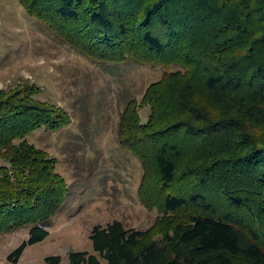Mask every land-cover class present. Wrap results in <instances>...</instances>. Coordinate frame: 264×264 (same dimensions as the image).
Listing matches in <instances>:
<instances>
[{
    "label": "trees",
    "instance_id": "trees-1",
    "mask_svg": "<svg viewBox=\"0 0 264 264\" xmlns=\"http://www.w3.org/2000/svg\"><path fill=\"white\" fill-rule=\"evenodd\" d=\"M18 1L84 54L87 46L100 61L170 58L167 64L180 65L189 77L169 93L149 87L148 125L130 116V104L118 138L147 173L150 166L156 172L165 214L196 211L144 243L148 230L126 229L117 220L96 225L92 253L71 251L68 264H264V0ZM80 19L90 21L87 38L95 42L86 44ZM112 38L123 49L115 50ZM136 43L141 58L125 49ZM22 88L0 91V235L30 225L9 264L48 237L44 225L68 194L55 159L26 137L39 128L61 130L70 117L33 99L36 88ZM163 112L171 117L159 122Z\"/></svg>",
    "mask_w": 264,
    "mask_h": 264
},
{
    "label": "rangeland",
    "instance_id": "rangeland-1",
    "mask_svg": "<svg viewBox=\"0 0 264 264\" xmlns=\"http://www.w3.org/2000/svg\"><path fill=\"white\" fill-rule=\"evenodd\" d=\"M79 22L86 44L95 42L87 38L90 21ZM54 31L58 29L29 15L18 0H0V91L12 94L21 87L36 88L33 99L59 106L70 117L69 125L61 130L39 128L26 137L29 144L55 159L56 172L64 178L68 194L60 211L44 225L48 237L28 246L18 264H46L50 256H59L60 264H68L71 251L92 253L94 226L104 227L116 220L126 229L148 230L143 243L148 242L171 233L196 211L165 214L156 172L150 166L147 173L141 160L118 138L127 106H134L130 116L146 127L151 115L144 100L146 90L159 88L169 93L189 79L186 70L167 64L170 58L144 63L134 58L123 63L100 61L87 46L84 54ZM116 43L115 50L123 49V44ZM77 44L82 48L80 41ZM101 44L106 46L104 41ZM125 49L142 57L137 43ZM170 117V112H163L158 120ZM252 128L247 127L249 133ZM29 229L30 225H23L0 235V264H9L8 255L28 238ZM100 264L106 263L100 259Z\"/></svg>",
    "mask_w": 264,
    "mask_h": 264
}]
</instances>
